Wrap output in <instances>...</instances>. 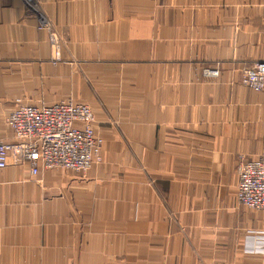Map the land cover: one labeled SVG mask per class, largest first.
I'll list each match as a JSON object with an SVG mask.
<instances>
[{"label": "crops", "instance_id": "obj_1", "mask_svg": "<svg viewBox=\"0 0 264 264\" xmlns=\"http://www.w3.org/2000/svg\"><path fill=\"white\" fill-rule=\"evenodd\" d=\"M262 61L264 0H0V140L16 100L85 104L103 140L85 174L9 156L0 264H264V211L236 198L264 151V93L241 84Z\"/></svg>", "mask_w": 264, "mask_h": 264}, {"label": "built area", "instance_id": "obj_2", "mask_svg": "<svg viewBox=\"0 0 264 264\" xmlns=\"http://www.w3.org/2000/svg\"><path fill=\"white\" fill-rule=\"evenodd\" d=\"M38 29L48 35L51 56L59 58V40L45 19H38ZM206 77H217L216 69L203 71ZM241 84L255 93H264V61L250 65L241 76ZM6 117L12 141L0 140V170L7 166L9 156L29 166L31 175L39 169L62 170L85 174L100 162L103 143L94 129V112L85 104L70 100L48 106H32L16 100ZM239 204L254 211H264V151L255 160L241 158L237 165Z\"/></svg>", "mask_w": 264, "mask_h": 264}]
</instances>
